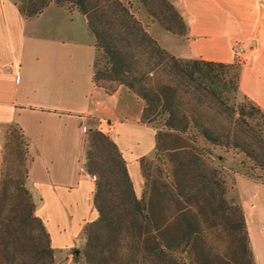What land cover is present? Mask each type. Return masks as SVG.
Segmentation results:
<instances>
[{
	"label": "trees",
	"instance_id": "1",
	"mask_svg": "<svg viewBox=\"0 0 264 264\" xmlns=\"http://www.w3.org/2000/svg\"><path fill=\"white\" fill-rule=\"evenodd\" d=\"M10 1L27 20L52 3L87 17L98 52L94 82L109 95L124 86L144 103L141 122L156 131L157 160L169 164L168 172L153 173L152 161L140 160L145 183L138 198L118 145L99 130L88 131L85 170L97 177L99 217L85 229L87 264H255L243 209L228 199L227 178L212 161L213 148L234 150L253 164L244 175H264V111L251 101L248 110L234 103L241 67L172 55L125 0ZM138 2L165 30L186 34L170 0ZM9 144L6 138L0 264H55L51 236L27 188L28 169L20 178L12 174ZM214 234L226 244L223 255L212 244Z\"/></svg>",
	"mask_w": 264,
	"mask_h": 264
},
{
	"label": "crops",
	"instance_id": "2",
	"mask_svg": "<svg viewBox=\"0 0 264 264\" xmlns=\"http://www.w3.org/2000/svg\"><path fill=\"white\" fill-rule=\"evenodd\" d=\"M184 17V36L165 30L146 11L135 13L172 55L238 64L239 91L264 111V0H172ZM96 39L87 17L52 3L30 20L10 0H0V180L8 129L29 143L27 188L51 236L56 257L85 244L84 226L96 221V182L85 170L89 130L118 145L138 198L144 178L140 142L144 103L126 87L109 95L94 82ZM136 99V100H135ZM141 101L136 116L130 104ZM156 146V140H155ZM140 176V178H139ZM228 199L243 209L255 264H264V183L235 172Z\"/></svg>",
	"mask_w": 264,
	"mask_h": 264
},
{
	"label": "rangeland",
	"instance_id": "3",
	"mask_svg": "<svg viewBox=\"0 0 264 264\" xmlns=\"http://www.w3.org/2000/svg\"><path fill=\"white\" fill-rule=\"evenodd\" d=\"M170 1L173 3L172 0ZM125 3L133 4L135 13H138L139 11H146L142 7V5L138 2V0H125ZM137 102H139L140 105L143 104L141 101H134L130 104V110H131L130 117L132 119H135L133 117L136 116L137 110H139L140 108ZM234 103L236 106V110L237 107H241V106L246 107L247 110L250 107V101L246 99L240 93V91L237 93ZM259 122L264 126V115L262 117H259ZM9 139H10V144L8 149L6 150L7 159L10 167L13 168L12 174L20 178L23 176L25 170L28 169V162L26 160V154H25V150H26L25 139H23L20 129L14 126L8 129L7 140ZM126 139L129 143L140 142L141 146L140 149H138V152L145 154V157H147L149 161H152L153 173L154 170L156 169L165 170V173L168 172L169 164L166 161L157 160L155 156V135L152 129H143V131H138L134 135H129L128 138ZM213 151H214V156L212 158L213 164L222 170L224 176L227 178L228 188H229V181L233 179L235 172L243 173L253 166V164L246 159L245 155L240 152L234 150L226 151L225 149L219 147L215 149L213 148ZM249 172L253 174V179L261 183L264 182V175L260 170H255L254 172L249 171ZM141 193L142 192L139 190L140 196L142 195ZM90 224L91 223L84 226L85 244L83 246L77 244L76 246L71 247L70 249L64 250L61 254L58 255V257H56V253L54 251L55 264H87L85 257V248L87 241L85 229ZM215 235L216 234L212 236L213 238L212 244L216 248V252L223 255L226 253L225 252L226 244L223 241H221L219 237ZM228 254H230V251ZM219 264H227V263L219 262Z\"/></svg>",
	"mask_w": 264,
	"mask_h": 264
},
{
	"label": "built area",
	"instance_id": "4",
	"mask_svg": "<svg viewBox=\"0 0 264 264\" xmlns=\"http://www.w3.org/2000/svg\"><path fill=\"white\" fill-rule=\"evenodd\" d=\"M92 179H93L94 181H96V180H97V177H96V176H93Z\"/></svg>",
	"mask_w": 264,
	"mask_h": 264
}]
</instances>
